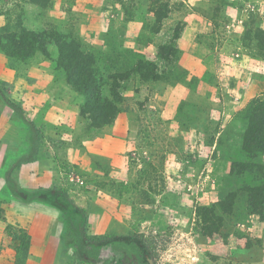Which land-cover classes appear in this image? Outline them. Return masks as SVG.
<instances>
[{
    "label": "rangeland",
    "instance_id": "374dc122",
    "mask_svg": "<svg viewBox=\"0 0 264 264\" xmlns=\"http://www.w3.org/2000/svg\"><path fill=\"white\" fill-rule=\"evenodd\" d=\"M196 23L183 48L195 47L197 67L181 64L178 44ZM21 28L78 41L109 98L110 78L129 75L118 88L124 129L108 132L116 138L106 142L108 161L80 159L97 130L80 117L83 98L57 68L53 43L49 57L24 61L2 50ZM138 61L153 64L158 80H141ZM4 70L11 76L0 89L17 109L0 108V264H65L52 242L30 260L24 215L47 211L64 228L67 264H264V155L243 152L247 110L264 99V0H0ZM51 110L61 118L47 117ZM36 160L61 184L19 188L16 170ZM66 188L82 194V207ZM202 209L220 217L217 233L205 232L212 222ZM33 221L48 226L47 217Z\"/></svg>",
    "mask_w": 264,
    "mask_h": 264
},
{
    "label": "trees",
    "instance_id": "16d2710c",
    "mask_svg": "<svg viewBox=\"0 0 264 264\" xmlns=\"http://www.w3.org/2000/svg\"><path fill=\"white\" fill-rule=\"evenodd\" d=\"M48 41H51L58 50L57 68L64 72L68 85L83 98L80 117L89 121L90 127L96 130L112 125L119 113L117 106L121 101V96L118 93L119 83L127 79L128 74L114 75L110 78L113 80V85L109 89V98L103 95L104 85L94 72L93 57L83 50L78 41L48 33L37 35L21 28L19 36L3 37L2 50L11 53L13 57L22 61L29 59L36 52L49 57V51L46 49ZM133 71L139 74L141 80H158L157 69L149 62L138 61ZM0 98L10 108L17 109L1 89ZM244 120L247 126L243 152L250 159L264 155V99L251 102ZM238 166L239 164H233L235 168ZM242 166L244 165L242 164ZM208 210L202 209L203 212H201L204 218L209 216V219L205 218V222H212L209 228H205V232L208 234L217 233L221 226L219 224L221 219L214 214L213 210Z\"/></svg>",
    "mask_w": 264,
    "mask_h": 264
},
{
    "label": "crops",
    "instance_id": "0c3cea01",
    "mask_svg": "<svg viewBox=\"0 0 264 264\" xmlns=\"http://www.w3.org/2000/svg\"><path fill=\"white\" fill-rule=\"evenodd\" d=\"M199 23H196L195 26L187 24L182 37L180 38V40L178 41L179 47H182V56H181V64H183V61L188 60V63L190 62L191 65H195L200 66L201 65V61L197 58V50H195V47L193 46L191 48V50H188L187 48H183L184 47V43L183 41L185 40V38H188V36L190 34H192L193 39L197 37V33L199 30ZM191 28V29H190ZM194 41V40H193ZM190 65V66H191ZM189 64L187 67H190ZM7 70H4L2 72H0V78L3 80V75L5 76H11L10 73H6ZM47 92V91H46ZM45 92V93H46ZM172 92H176L177 94V100L179 101L180 99L184 98V91L182 90H172ZM171 92V93H172ZM244 102V101H241ZM241 102L238 103L237 100V104L239 106H242ZM3 101L0 98V108L3 107ZM233 104V103H232ZM238 106V107H239ZM1 110V109H0ZM56 115L58 116V118H61V115H57L53 112V110H51L48 114L47 117L49 116H53ZM63 118V117H62ZM2 120V118L0 119ZM79 120V117H78ZM83 122V121H82ZM6 123V122H5ZM84 123V122H83ZM123 123H121L120 121V115L116 118L114 125H110L108 127H104L100 130L95 131L96 133L92 134V137H88L86 136V142L84 143L85 148L83 152V154H81V161L84 164V161H89L90 157L96 158H103V160H106L107 157H112L110 156L111 154H108V152H106L107 148H106V142H114L116 138L113 137V135H108V132L111 130L113 131V133L115 134V132L117 134H119V130H123L124 128L121 126ZM2 131H0V139H2L3 134L6 130V124L3 123V125L0 126ZM121 132V131H120ZM125 131H122L120 134L124 133ZM126 133V132H125ZM102 146V151L99 152H94L92 150H94L95 148H99ZM120 150V149H119ZM93 153V154H92ZM94 153H96L97 155H95ZM78 155L79 153H76V151L73 150V155L71 154L69 156V160L71 163H76V161L78 160ZM108 161V159H107ZM89 163V162H88ZM82 164V165H83ZM86 164V162H85ZM91 164V163H90ZM77 165H81L80 163H77ZM90 166V165H89ZM89 170V169H88ZM16 183L17 186L19 188L24 189L25 191H31L32 193L35 192L36 189H42V190H47V189H51L54 188L55 186L61 184L60 183V177L59 174L55 171V168H53V166L50 165V163L48 162H44L43 160H36L32 163H24L21 164L18 169L16 170ZM26 182H25V181ZM1 186V184H0ZM1 188V187H0ZM67 193L69 194L68 198L72 201V204L76 207H82V205L80 204V200L82 197V194L78 193V192H73L74 190L70 189V188H66ZM55 193L58 192V189L53 190ZM28 209H30V207H27ZM22 208H17L18 212V216H17V220H20V215H24V212L22 211ZM27 210V209H26ZM38 218H42V217H47V221H48V226L45 227L44 225L42 226L41 229H37L33 227V220H37ZM24 218H27V220H31V222L27 223L25 225H27V234L29 235V247H30V253H31V259H33L32 254H34V250L37 247V245L41 246V249L44 248V246L54 243L56 249H58L59 246V252L57 253V258H59L61 261H65V264H67V260H69V256L70 253L69 251L63 250L62 248H64V246L61 244V234L63 236H65L63 234V230L64 228L58 227L60 226V224H57L56 222V215L50 211L47 212H31L28 213L26 215H24ZM33 219V220H32ZM41 224V223H40ZM49 235V237H48Z\"/></svg>",
    "mask_w": 264,
    "mask_h": 264
}]
</instances>
